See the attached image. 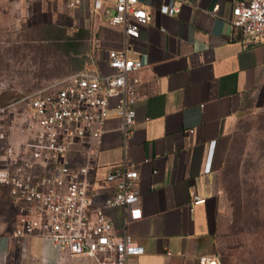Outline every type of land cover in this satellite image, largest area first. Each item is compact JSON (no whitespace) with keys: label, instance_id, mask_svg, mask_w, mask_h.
Returning <instances> with one entry per match:
<instances>
[{"label":"crops","instance_id":"obj_1","mask_svg":"<svg viewBox=\"0 0 264 264\" xmlns=\"http://www.w3.org/2000/svg\"><path fill=\"white\" fill-rule=\"evenodd\" d=\"M141 1L152 19L131 53L144 62L136 73L141 94L136 124L125 149L121 120L115 114L110 118L94 156L100 167L97 176L102 178L125 157L138 167L144 216L128 229L145 247L140 264H199L203 255L236 264L240 257L222 249L232 221L223 173L234 127L246 113L264 105V36L248 37L233 26L238 0ZM15 3L21 5L22 0ZM163 4L177 12L162 13ZM80 8L88 15L92 42L81 52L77 69L93 66L102 72L108 50L122 47L123 31L92 16L86 4ZM16 133L13 140L23 139ZM194 194L206 202L195 204ZM5 200L11 203L6 194ZM109 214L121 231V209ZM13 229L0 228V253L10 249L11 264L15 252L18 264H32V255L33 264H42L44 256L52 262L53 245L37 235L27 242L30 257L22 258Z\"/></svg>","mask_w":264,"mask_h":264},{"label":"built area","instance_id":"obj_2","mask_svg":"<svg viewBox=\"0 0 264 264\" xmlns=\"http://www.w3.org/2000/svg\"><path fill=\"white\" fill-rule=\"evenodd\" d=\"M84 4L92 16L122 29V47L108 50L106 70L77 69L0 109L25 104L19 117L23 139L12 140L0 130V191L15 211L13 236L20 240L22 258L30 252L28 239L37 235L55 252L51 263L44 256L42 264H86L90 259L140 264L145 247L128 229L144 216L138 167L125 157L99 178L94 156L114 114L128 148L141 98L136 73L144 65L131 53L152 15L141 0L66 1L70 10ZM160 11L174 14L177 8L163 4ZM232 24L248 37L264 36V0H238ZM204 202L205 197L194 194L195 204ZM115 208L122 211L121 231L109 214ZM10 259V249L0 253V264H11ZM199 264L222 263L218 256L203 255Z\"/></svg>","mask_w":264,"mask_h":264},{"label":"rangeland","instance_id":"obj_3","mask_svg":"<svg viewBox=\"0 0 264 264\" xmlns=\"http://www.w3.org/2000/svg\"><path fill=\"white\" fill-rule=\"evenodd\" d=\"M57 3H0V109L81 65V52L92 42L88 15L83 8L70 10L64 2ZM67 68L70 71L62 73ZM24 111L23 102L0 111V130H6L12 140ZM223 175L232 221L222 249L240 257L236 264H264V105L246 113L234 127ZM14 217L11 203L0 191V228L11 231ZM28 260L36 262L33 255ZM12 261L19 262L16 252ZM85 263L95 264L91 259Z\"/></svg>","mask_w":264,"mask_h":264}]
</instances>
